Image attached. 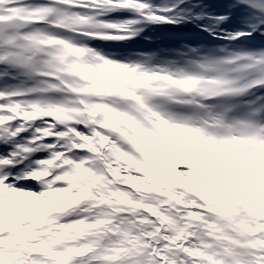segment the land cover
Returning <instances> with one entry per match:
<instances>
[{"label":"snow or ice","instance_id":"snow-or-ice-1","mask_svg":"<svg viewBox=\"0 0 264 264\" xmlns=\"http://www.w3.org/2000/svg\"><path fill=\"white\" fill-rule=\"evenodd\" d=\"M152 17L228 43L178 60L93 47ZM85 95L95 134L37 139ZM260 148L264 0H0V264H264V223L216 226L220 193L245 184L236 162L264 166Z\"/></svg>","mask_w":264,"mask_h":264},{"label":"clouds","instance_id":"clouds-1","mask_svg":"<svg viewBox=\"0 0 264 264\" xmlns=\"http://www.w3.org/2000/svg\"><path fill=\"white\" fill-rule=\"evenodd\" d=\"M140 23L147 26L152 24H164V21L161 18L152 17L145 18ZM139 31H143V28H140ZM89 62H91V60ZM106 80L107 76L105 75L101 82ZM84 83L86 82L81 81V84ZM157 83L166 89L169 96H179L180 103L191 105L195 102L193 93L181 94L178 92L177 88L169 86L168 82L164 80H160ZM76 101L78 104L84 106L83 109L78 107L76 104H65L53 116V120L55 121L54 125L35 129L36 132L41 133V136L37 137V139L57 136L61 139H65L67 142L71 139L68 136V133L73 131V129L68 127L70 124L84 122L86 127H90L94 121L92 119H88V116H86L85 113H88V109L95 105V100L92 96L85 95L83 99L76 97ZM88 115H93V113H88ZM101 118L102 114L96 116L97 120ZM32 119L42 120L43 114L38 113L32 117ZM56 125H62L68 130L65 132H53L52 128ZM90 131L95 134L94 128L90 127ZM88 139L92 140L94 139V136H90ZM257 151H264V148L257 149ZM58 158L59 156L55 157L53 163L50 164L49 167H54L55 159ZM236 197L246 201V203L238 204L235 199ZM216 206L218 208L224 207L228 209V211L221 212L216 216V226L220 229L231 230L234 235L241 236L245 234L253 225H260L264 223V186L259 185L258 182H245L244 185H232L231 191L220 193L219 203H217Z\"/></svg>","mask_w":264,"mask_h":264},{"label":"rangeland","instance_id":"rangeland-1","mask_svg":"<svg viewBox=\"0 0 264 264\" xmlns=\"http://www.w3.org/2000/svg\"><path fill=\"white\" fill-rule=\"evenodd\" d=\"M157 2H159V0H157ZM112 20H123L120 17H112L110 18ZM191 22L188 21V23H180V24H176L179 26H185L187 24H190ZM180 35L178 29L174 32L173 37L169 38V42L164 41V47L166 49V53L165 54H159L157 55L158 60H176V58H174V54H176L178 51L183 50L182 46L184 44H188L190 47H199V44L192 42L191 38L189 36H183L178 38ZM178 38L176 39L175 38ZM133 37H131L130 40H124V41H119V42H107L108 44H116L118 45L117 47H122L123 49L120 51L122 53H147V51L144 48H140L139 50H132L131 48H129L128 44H130V46H133ZM147 39H145V43L153 41L151 37H146ZM175 38V39H174ZM100 42H104V41H100ZM156 42V41H154ZM99 43V42H96ZM144 43V44H145ZM196 44V45H195ZM120 50V49H118ZM172 50H176L175 52ZM110 51V50H109ZM113 51V50H112ZM169 51H171V53L173 55H171V53H168ZM119 52V51H118ZM179 59V57H177V60ZM261 158H264V154H260ZM236 167L238 168V171L242 174V179L245 182H258L259 185L264 186V166H259L255 163L252 162L251 159H246V160H240L236 162Z\"/></svg>","mask_w":264,"mask_h":264},{"label":"bare ground","instance_id":"bare-ground-1","mask_svg":"<svg viewBox=\"0 0 264 264\" xmlns=\"http://www.w3.org/2000/svg\"><path fill=\"white\" fill-rule=\"evenodd\" d=\"M136 46L140 47V45H136Z\"/></svg>","mask_w":264,"mask_h":264}]
</instances>
